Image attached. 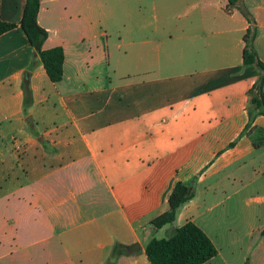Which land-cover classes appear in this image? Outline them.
<instances>
[{
	"label": "crops",
	"instance_id": "1",
	"mask_svg": "<svg viewBox=\"0 0 264 264\" xmlns=\"http://www.w3.org/2000/svg\"><path fill=\"white\" fill-rule=\"evenodd\" d=\"M243 2L253 25L227 0H42L43 48L64 51L53 83L21 27L26 0H1L16 28L0 36V264H150L147 244L188 222L218 250L206 264H229L226 250L264 264V146L244 134L258 77L243 65L250 26L264 63V0ZM116 244L141 252L113 260Z\"/></svg>",
	"mask_w": 264,
	"mask_h": 264
},
{
	"label": "trees",
	"instance_id": "2",
	"mask_svg": "<svg viewBox=\"0 0 264 264\" xmlns=\"http://www.w3.org/2000/svg\"><path fill=\"white\" fill-rule=\"evenodd\" d=\"M227 1L228 9L239 10L248 19L250 24L253 25L254 22L250 11L245 6L243 0ZM41 3L42 0H26L21 27L30 45L35 49L36 56L40 59L50 80L53 83H58L62 81L64 75V51L62 47L50 50L43 48L44 43L49 38V33L38 23ZM15 28V24H8L0 19V36ZM257 34V28L250 26L244 36L243 65L245 67H254L255 74L258 77L254 86L248 91L247 110L249 123L244 134L248 132V135L252 137L254 146L261 148L264 146V131H256L257 137H255L252 136L249 130L257 117L264 116V63L260 60L254 46ZM23 91L24 109L28 116V109L33 102L29 76H26L24 80ZM27 122L31 125L29 117L27 118ZM195 186V180L190 183L179 182L176 184L169 198L170 210L152 221L154 230H160L176 221L180 209L194 198ZM140 252L141 248L139 244L131 246L116 244L111 258L114 260L124 255H138ZM146 255L150 264H206L218 255V250L209 237L196 224L188 222L176 229L174 235L169 238L152 239L147 244Z\"/></svg>",
	"mask_w": 264,
	"mask_h": 264
},
{
	"label": "rangeland",
	"instance_id": "3",
	"mask_svg": "<svg viewBox=\"0 0 264 264\" xmlns=\"http://www.w3.org/2000/svg\"><path fill=\"white\" fill-rule=\"evenodd\" d=\"M113 43H116V40L110 42L111 47H112ZM112 50H113V47H112ZM116 61H117V57L116 56H111V58H110V65H111L110 66V72H111V77L114 80V82L117 81L116 78H117L118 75H120L119 73L116 72V67H117ZM121 70H122V72H121L122 74L121 75L127 73L124 69H121ZM171 236H172V234H171L170 230L166 234L156 235L157 238H169ZM224 253H225L226 257L229 258V260H228L229 264H232L233 262H235V264H238V263L244 261V260H241L242 257H243V254H244L242 251H237V253L235 255H231L230 254L231 251H229V250H226ZM215 260L216 261H214L212 264H222V262H221L222 259L221 258H218V259H215ZM253 261L254 260H245L244 264H254ZM258 264H261V263L259 262Z\"/></svg>",
	"mask_w": 264,
	"mask_h": 264
}]
</instances>
